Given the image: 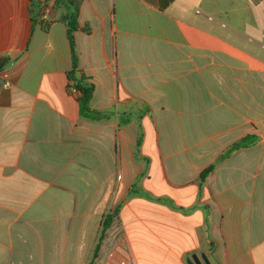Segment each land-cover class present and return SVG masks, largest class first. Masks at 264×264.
<instances>
[{
  "label": "crops",
  "instance_id": "obj_1",
  "mask_svg": "<svg viewBox=\"0 0 264 264\" xmlns=\"http://www.w3.org/2000/svg\"><path fill=\"white\" fill-rule=\"evenodd\" d=\"M61 1L86 117L65 7L0 0V264H89L116 209L108 264H264V0Z\"/></svg>",
  "mask_w": 264,
  "mask_h": 264
},
{
  "label": "trees",
  "instance_id": "obj_2",
  "mask_svg": "<svg viewBox=\"0 0 264 264\" xmlns=\"http://www.w3.org/2000/svg\"><path fill=\"white\" fill-rule=\"evenodd\" d=\"M53 1L54 7H60L64 6L66 11L63 15V20H65L68 24V38L71 44L72 49V68L68 72L67 77L69 80V86L68 88H72L76 90L79 94V105H80V113L81 116H88L93 111L90 108V101L93 95L94 86L92 83L89 82V79L84 76L78 68V56L76 51V45H75V38L74 33L77 30L78 27V20H77V11L73 10L68 4L62 2L61 0H31L33 9L37 8H44L46 9L49 6V3ZM10 62L9 57H1L0 58V72H2L7 65ZM256 139L253 137H246L243 140L237 142L234 144L222 157L221 159H224L226 157H229L233 152L236 150H239L241 148H247L255 144ZM214 169V165L207 168L202 174H201V180L203 181L209 173H211ZM134 191V190H133ZM132 191V192H133ZM135 192V191H134ZM118 213V209H116L114 212L109 211V213L105 216V219L103 221V226L100 231V236L97 242V245L95 246L92 260L90 264H92L93 260L98 257V254L101 249L102 242L106 236V232L108 229L112 226L114 216H116Z\"/></svg>",
  "mask_w": 264,
  "mask_h": 264
},
{
  "label": "rangeland",
  "instance_id": "obj_3",
  "mask_svg": "<svg viewBox=\"0 0 264 264\" xmlns=\"http://www.w3.org/2000/svg\"><path fill=\"white\" fill-rule=\"evenodd\" d=\"M109 208L112 209V210H115L117 208L116 207V200H115V203H112V201H111V203L109 204ZM96 232H98V233L96 234ZM99 232H100V230L99 231L95 230L94 236H93V238L91 240L92 243H91V246L89 247V264H90V259L92 260V251H93V249H94V247L96 245V241L98 239ZM108 235H109V233L107 231L106 232V238H107ZM103 245H104V243L102 244V247H103ZM102 247H101L100 253L98 254V257L93 260L92 264H108L107 263V255H108V251L109 250L106 251V249H105L104 250L105 252L103 254V248Z\"/></svg>",
  "mask_w": 264,
  "mask_h": 264
},
{
  "label": "water",
  "instance_id": "obj_4",
  "mask_svg": "<svg viewBox=\"0 0 264 264\" xmlns=\"http://www.w3.org/2000/svg\"><path fill=\"white\" fill-rule=\"evenodd\" d=\"M203 262L196 256H194L192 259H188V264H211L207 257L204 255L202 256Z\"/></svg>",
  "mask_w": 264,
  "mask_h": 264
}]
</instances>
